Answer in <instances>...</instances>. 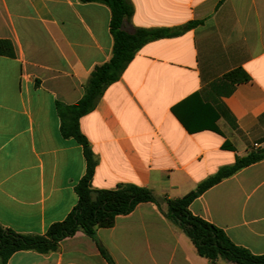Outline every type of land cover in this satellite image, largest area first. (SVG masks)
<instances>
[{
    "label": "crops",
    "instance_id": "0c3cea01",
    "mask_svg": "<svg viewBox=\"0 0 264 264\" xmlns=\"http://www.w3.org/2000/svg\"><path fill=\"white\" fill-rule=\"evenodd\" d=\"M124 29L181 28L143 46L80 129L98 160L94 190L133 184L175 200L264 148V0H129ZM111 9L81 0H0V225L45 235L79 203L83 147L61 132L59 102L83 99L97 66L110 61ZM238 69L248 82L225 76ZM142 203L96 239L78 231L55 252L15 253L7 264H235L201 257L166 216ZM193 215L231 241L264 254V160L208 189Z\"/></svg>",
    "mask_w": 264,
    "mask_h": 264
},
{
    "label": "trees",
    "instance_id": "16d2710c",
    "mask_svg": "<svg viewBox=\"0 0 264 264\" xmlns=\"http://www.w3.org/2000/svg\"><path fill=\"white\" fill-rule=\"evenodd\" d=\"M84 3H102L111 9V34L114 39L112 57L109 62L97 66L85 86L82 100L72 106L59 102L56 108L61 118V132L65 138H73L83 147L87 161V171L76 187L79 203L62 222L53 224L45 235H23L0 225V264L20 251H37L43 254L55 252L61 241L73 237L78 231L96 239L97 230L111 228L116 219L132 213L142 203L167 205L166 216L193 242L198 254L212 262L220 259L235 264H264V254L255 255L245 247L231 241L226 232L209 221L193 215L191 204L208 189L232 177L240 170L264 160V150L253 151L239 158L232 166L203 181L197 188L182 198L159 200L151 190L133 184L120 185L115 190H94L92 182L98 160L86 136L80 129V119L95 110L105 91L123 76L139 50L153 41L182 35L195 28L199 22H191L181 28L124 29V23L134 15V7L129 0H81ZM0 54L14 56L13 45L0 40ZM232 83L248 82L250 77L241 69L225 76ZM105 258L115 264L100 245Z\"/></svg>",
    "mask_w": 264,
    "mask_h": 264
},
{
    "label": "rangeland",
    "instance_id": "374dc122",
    "mask_svg": "<svg viewBox=\"0 0 264 264\" xmlns=\"http://www.w3.org/2000/svg\"><path fill=\"white\" fill-rule=\"evenodd\" d=\"M261 150H264V148H263V149H258V150H256V151H261ZM256 151H255V152H256Z\"/></svg>",
    "mask_w": 264,
    "mask_h": 264
}]
</instances>
